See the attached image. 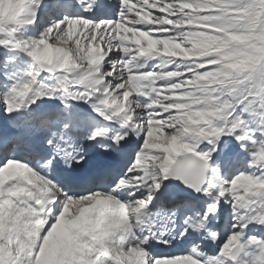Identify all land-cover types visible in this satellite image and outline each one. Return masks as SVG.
Here are the masks:
<instances>
[{
  "label": "snow or ice",
  "instance_id": "obj_1",
  "mask_svg": "<svg viewBox=\"0 0 264 264\" xmlns=\"http://www.w3.org/2000/svg\"><path fill=\"white\" fill-rule=\"evenodd\" d=\"M0 124V264H264V0H0Z\"/></svg>",
  "mask_w": 264,
  "mask_h": 264
},
{
  "label": "bare ground",
  "instance_id": "obj_2",
  "mask_svg": "<svg viewBox=\"0 0 264 264\" xmlns=\"http://www.w3.org/2000/svg\"><path fill=\"white\" fill-rule=\"evenodd\" d=\"M8 131H9V132H14L15 129H13V128H9Z\"/></svg>",
  "mask_w": 264,
  "mask_h": 264
}]
</instances>
